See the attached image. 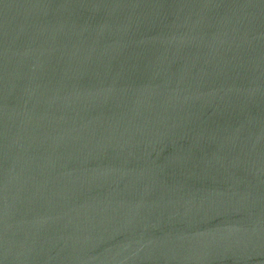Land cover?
<instances>
[{
  "label": "water",
  "instance_id": "95a60500",
  "mask_svg": "<svg viewBox=\"0 0 264 264\" xmlns=\"http://www.w3.org/2000/svg\"><path fill=\"white\" fill-rule=\"evenodd\" d=\"M0 264H264V0H0Z\"/></svg>",
  "mask_w": 264,
  "mask_h": 264
}]
</instances>
